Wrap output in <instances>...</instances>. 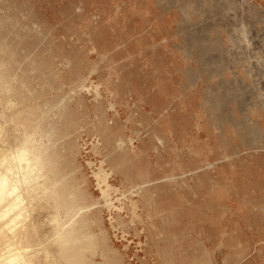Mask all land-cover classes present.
Instances as JSON below:
<instances>
[{
    "label": "rangeland",
    "instance_id": "374dc122",
    "mask_svg": "<svg viewBox=\"0 0 264 264\" xmlns=\"http://www.w3.org/2000/svg\"><path fill=\"white\" fill-rule=\"evenodd\" d=\"M1 122L53 264H264V0H0Z\"/></svg>",
    "mask_w": 264,
    "mask_h": 264
},
{
    "label": "bare ground",
    "instance_id": "6f19581e",
    "mask_svg": "<svg viewBox=\"0 0 264 264\" xmlns=\"http://www.w3.org/2000/svg\"><path fill=\"white\" fill-rule=\"evenodd\" d=\"M82 87L89 91L91 89L84 83ZM96 91L99 93L98 86ZM1 126L0 138L3 135ZM7 136L8 133L6 139L3 136L5 140L2 139L0 142V264H53L56 253L52 247L44 245L45 235L42 236L40 233L38 218L37 216L33 218L32 211L39 212L40 208H47L49 213L46 217L51 221L55 220L58 180L52 192L41 193L39 188L48 179L54 181L57 173L51 168V163L45 166L39 155L30 154L24 145H18L15 150L11 143H7L9 141ZM105 163L106 160L102 159L101 170L106 169ZM20 164L24 185L20 182ZM77 201L78 198L72 205V242L84 237L78 235L80 230L77 226L78 221L99 206L97 202L76 204ZM39 254L45 259L38 260L37 257L41 256Z\"/></svg>",
    "mask_w": 264,
    "mask_h": 264
}]
</instances>
